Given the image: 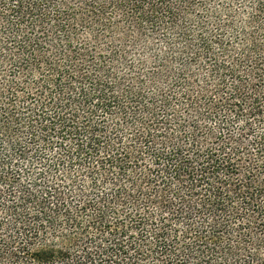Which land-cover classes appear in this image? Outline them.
Segmentation results:
<instances>
[{"label": "trees", "instance_id": "16d2710c", "mask_svg": "<svg viewBox=\"0 0 264 264\" xmlns=\"http://www.w3.org/2000/svg\"><path fill=\"white\" fill-rule=\"evenodd\" d=\"M0 264H264V0H0Z\"/></svg>", "mask_w": 264, "mask_h": 264}]
</instances>
